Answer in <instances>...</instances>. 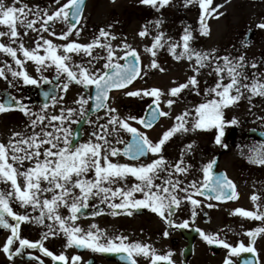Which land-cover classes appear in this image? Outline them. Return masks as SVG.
Instances as JSON below:
<instances>
[{
  "label": "snow or ice",
  "instance_id": "snow-or-ice-1",
  "mask_svg": "<svg viewBox=\"0 0 264 264\" xmlns=\"http://www.w3.org/2000/svg\"><path fill=\"white\" fill-rule=\"evenodd\" d=\"M56 2L59 3V0ZM185 2L190 4L193 0H185ZM197 2L201 10L200 32L207 35L209 33L207 18L213 13L217 16L221 15L218 9L222 5L213 6V0H197ZM17 3L20 7H16ZM141 3L163 7L169 4V0H141ZM83 5L84 0H67L49 14L46 8L41 9L38 5L34 8L30 7L23 3V0H12L11 5H7L6 0H0V26L7 29L0 30V38H7V42H0V53L11 57L16 66L13 68L11 64L5 62L4 66L0 67V78L8 81L12 86L21 81L24 85L33 86H39L41 82L52 84L53 81L42 73L54 67L58 81L54 89L66 92L69 83L74 82L89 90L86 96H81L75 101L79 109L61 108L59 115H48L49 103H44L40 112H32L27 104L11 94L8 96L7 104L0 102V113L15 108L23 111L25 115L35 117L30 119V134L13 132L7 144L0 142V184L5 185L4 188H0V228L10 230L11 233L2 250L10 259L13 255L22 254L25 249L39 250L44 256L50 257L54 264L55 262L68 264L67 255L54 254L44 245V240L62 233L66 238L65 247L74 246L99 253H116L121 260L127 261V264H138L136 259L138 256L148 259L149 264H175L171 251L160 254L147 243L129 241L124 235L108 236L95 224L85 230L76 221L83 214V210L90 206L94 208L91 213L93 216L102 214L104 208L90 203L99 198L100 203L106 204L111 209L112 215L120 214L117 210L132 215L133 210L147 208L158 214L170 227L183 229L190 226V221L183 220L176 223L173 219L176 210L183 202L191 204V217L194 221L197 215L196 209L202 204L197 196L216 201L237 199L235 183L226 173L214 171L215 159L203 164L199 169L202 179L193 177L188 181L186 177L193 166L186 164L184 157L186 153L194 151L193 144L185 145L180 159L175 163H169L162 154L163 146L176 133L215 129V143L227 148V143L222 139L225 136V128L227 125H237L238 121L235 118L226 120L224 109L242 98V89L249 91L251 95L264 96V80L260 79L264 73L254 72L251 83H244L250 79L245 71L249 62L244 55L221 58L213 55L214 50L213 53L197 51L190 44L193 39V29L186 27L180 42L168 46L169 52L175 59L187 58L191 61L194 58L196 73H199L206 64H210L213 59L222 60L223 63L217 62L215 65L214 71L218 79L214 87L204 90L206 99L192 109H186L177 115L176 123L163 133L158 142H153L145 132L133 127L129 121H136L144 128H151L158 117L168 116L169 113L160 107L163 95L161 89H137L125 93L132 97L153 98L147 105L144 116L121 117L115 108L109 107L106 103L111 90L126 88L140 75L141 61L136 49L124 43L122 46L124 55L117 58L124 62L119 63L114 62L116 52L111 44V40L116 37L104 28H101L99 35L86 44L69 41L58 45L53 40L39 35L49 32L58 39L67 40L75 31L76 36H79L81 29L77 26L82 18ZM37 23L39 28L35 27ZM57 23L65 26L59 34L54 30ZM156 23L159 24V21ZM18 25L24 29L23 32L18 30ZM256 27L264 29V22L257 24ZM28 30L38 33L32 48L26 47L23 40ZM148 34L147 28L139 33L141 37ZM163 36V33L156 35L151 47L146 48L145 51L155 57V49L163 47L166 43L163 41ZM95 48L103 49L106 56L93 55ZM178 48L181 49L179 52H177ZM81 53L90 57L86 63H76L73 60V54ZM101 59L105 61L103 70L92 67L94 61ZM27 61L35 63L36 71L40 73L39 78L28 73L25 67ZM257 66V62H251V67L257 68ZM151 67H158L155 59L152 60ZM8 73L11 74L12 80H9ZM61 77L64 79L62 80ZM225 79L228 83L223 82ZM197 85L196 76H191L186 83H178L172 87L169 95L178 96L189 87L199 95ZM233 92L235 94H232ZM43 95L46 100L51 101V106H55L58 100L63 99L62 96L57 97L49 91H45ZM89 100L93 101L92 112L106 110L107 122L97 123V130L91 133L92 138L77 143L76 131L66 124L79 123L78 120L73 119L77 114L81 120H87L89 124L93 123L87 119L89 110L85 108ZM165 103L171 108L175 101L168 99ZM99 119L98 117L97 120ZM45 120L48 121L47 124L44 123ZM54 121L58 123H53ZM38 126L39 131H36ZM122 130L130 134V140L125 141L119 136ZM109 136H114L115 139H109ZM120 144L124 145L123 148L116 146ZM149 153L155 157L150 162L129 164L114 162L111 159L123 155L130 160L141 161V158L147 157ZM248 159L251 163L264 165V142L251 150ZM25 162H28V166H25ZM164 173L166 175H162ZM180 175H184L185 179H180ZM129 177L134 178L135 182L129 184ZM158 180L160 183L156 182ZM49 193L50 196L46 195ZM136 193L141 194L139 198ZM251 199L256 210L236 208L233 212L241 217L261 222L260 226L243 233L249 238L247 245L243 241L233 245L228 242L226 236L221 238L219 233L196 229L209 245H221L228 250L229 255L224 260V264H235L231 257H240L242 253H250L252 258L243 259L241 264H259L255 241L259 235L264 234V205L258 203L260 198L256 194H253ZM13 202L24 208L25 212L14 211ZM62 207L67 209V215L61 214ZM28 208H32L33 211L38 210L39 215L36 217L28 215ZM45 220L51 223L45 225L47 231L42 234L40 240L31 241L21 237L22 222L44 224ZM164 235L168 236L169 232L165 231ZM17 241L19 246L15 247L13 252L12 247ZM29 256L36 259L39 264H43L39 257H32L31 253ZM80 260L79 255L71 257L72 264H78Z\"/></svg>",
  "mask_w": 264,
  "mask_h": 264
},
{
  "label": "rangeland",
  "instance_id": "rangeland-1",
  "mask_svg": "<svg viewBox=\"0 0 264 264\" xmlns=\"http://www.w3.org/2000/svg\"><path fill=\"white\" fill-rule=\"evenodd\" d=\"M66 2L67 0H59V3L56 0H23V3L30 7L34 8L38 5L41 9L46 8L49 14ZM217 4L222 5L218 9V12L222 14L217 16L213 13L212 16L207 18L206 22L209 26L207 35H203L200 32L201 10L197 0H193V3L190 4H186L185 0H169V4L163 7L145 5L141 3V0H88L80 24L77 26L81 29L79 36H76L75 31L68 36L67 40L58 39L57 36H52L49 32H43L39 35L53 40L58 45L69 41L86 44L91 42L93 37L98 36L99 30L104 28L116 37V39L111 40L112 47L116 52V56L113 58L114 62L122 61V59L117 58L124 55L122 50L124 43L136 49L141 61L139 77L127 89L111 93L107 105L115 108L121 117L129 115L139 117L143 115L147 105L151 103L153 98L132 97L125 95V93L137 89H161L163 95L161 96L160 107L163 111L168 112L169 115L162 116L159 122L148 131L142 130L138 122L129 121L133 127L145 132L153 142H158L163 133L176 123L175 117L177 115H180L186 109H192L206 99L204 90L214 87L218 79L214 71L215 65L217 62L223 63L222 60L216 61L213 59L210 64H206L205 67L200 69L199 73H196L194 71V58L191 61L187 58L175 59L169 52L168 46L172 43L180 42L186 27L193 29V39L190 44L197 51L213 53L214 50L213 55L221 58L224 56L234 58L244 55L249 62L245 71L250 78L244 83H251L254 72L264 73V61L254 60L251 56L249 45H243V38L247 31H250L253 26L256 27L257 24L264 22V0H213V6ZM18 7H20L19 3ZM157 21H159V24L156 23ZM109 25H111L110 28ZM35 27L39 28V23ZM64 27V25L57 23L54 26V30L59 34ZM145 28L148 29L149 34L141 37L139 33ZM0 30L6 31L7 29L0 26ZM18 30L24 31L19 25ZM263 31L261 30L262 33ZM159 33L164 34L163 41L166 43H164L163 47L155 49L156 56L153 57L145 49L151 47L154 37ZM37 36V32L28 30L27 35L23 37L25 46L34 47V41ZM0 42L3 41L0 40ZM15 46L13 45V47ZM180 50L178 48L177 52ZM41 54L43 53L41 52ZM97 54L106 56V52L100 48L93 49V55ZM18 56H20L19 53ZM20 58L23 59L22 56ZM89 59L90 57L83 53L80 55L73 54V60L76 63H86ZM153 59L156 60L158 67H151ZM253 61L257 62V68L251 67V62ZM104 63L103 59L94 61L92 67L103 70ZM25 67L29 74L39 78L40 73H37L34 62L27 61ZM42 74L47 76L48 79L57 76L54 67L44 70ZM194 75L198 80L199 95L191 87L184 89L178 96L169 95V90L172 87L178 83H186L189 77ZM61 79L63 80L64 77H61ZM260 79L264 80V76H261ZM223 82L228 83V80L225 79ZM32 88H34L33 85H24L22 81L18 83V89L22 91L21 94L25 93L24 99L27 98ZM88 91L85 93L83 86L74 82L69 83L67 91H59L57 95V97L62 96V100H58L55 106H51L50 101V107L47 109L48 115H59L61 108L79 109V105L75 101L79 100L81 96H86ZM242 92L243 96L238 102L224 109L226 120L230 121L235 118L238 121L237 125H227L225 128V136L222 139L227 143V148L215 143V129L176 133L163 146L162 154L167 161L175 163L180 159L181 151L185 145L193 144L194 151L186 153L184 159L186 164L193 166L190 172H195L196 178L199 176V169H201L203 164L212 160L216 154H220V168L227 170L231 177L239 176L236 169L237 166L243 162L246 163V160L251 155V150L259 147V143L254 141L249 135V131L253 127L252 121H258V125L264 122V96L251 95L245 89H242ZM232 94H235V92ZM24 99L21 100L26 104ZM168 99L175 101L171 108L165 103ZM88 107L89 103L85 105L86 109ZM36 110L40 112L39 108ZM1 117L0 142L7 144L14 132V126H5L4 118L6 115L2 114ZM98 117L100 118L99 121L97 120ZM73 119L79 120L80 117L77 114ZM90 120L93 123H86L82 132V139L78 143L86 142L92 138L91 133L97 130V123L104 124L107 122L106 110L103 109L102 112L91 117ZM47 122V120L44 121L45 124ZM53 123L58 122L54 121ZM75 124L70 123L66 124V126H70L73 129ZM119 136L125 141L128 139V133L123 130L120 131ZM109 139L114 140L115 137L109 136ZM116 146L121 148L123 144ZM154 158L151 154V159ZM25 166H28V162H25ZM162 175H166V173ZM246 185L249 187L248 193L259 191V188L252 183ZM46 195L50 196V193ZM37 214H39L38 210Z\"/></svg>",
  "mask_w": 264,
  "mask_h": 264
},
{
  "label": "flooded vegetation",
  "instance_id": "flooded-vegetation-1",
  "mask_svg": "<svg viewBox=\"0 0 264 264\" xmlns=\"http://www.w3.org/2000/svg\"><path fill=\"white\" fill-rule=\"evenodd\" d=\"M7 5L12 4V0H6ZM18 7V3L16 4ZM255 26L251 28L249 47L251 48V56L254 60L264 61V31ZM1 41L7 42V38H0ZM244 45V44H243ZM245 46V45H244ZM248 46V45H247ZM5 62L11 64L15 68V63L11 57L6 54L0 53V67H3ZM120 63V62H119ZM9 80H12L11 74L8 73ZM56 77V76H53ZM15 83V82H14ZM51 84H46V87L51 88ZM18 89V83L15 86L9 84L8 81L0 78V102L4 103L3 99L8 100L9 94L17 99H24V94ZM29 108L33 109L32 112H38L36 108H40L38 104L37 94L34 89L28 93L26 99H24ZM18 110L5 111L0 113L5 114L4 125L14 126V132H31L30 117L25 115L23 111L18 118ZM253 127L250 130V137L257 143L264 142V122L258 125V121H252ZM36 131H39V126ZM114 162L119 161L121 163L135 164L140 162H150L151 153L148 154L146 159L141 161H128L122 155L111 158ZM220 160V156H219ZM237 172L239 176L231 177L229 172L219 166L216 168V173H226L229 179H231L236 186L238 193L237 199H231L227 201L207 200L205 197L197 196L196 198L202 201L200 207L196 209L197 215L194 221L191 217L192 206L190 203L183 202L179 209L174 214V221L180 223L183 220H189L190 226L188 228H176L170 227L164 219L158 214L153 213L150 209L133 210L132 215L124 214L122 210H117L120 214L112 215L111 209L106 204L100 203L99 198L94 199L90 203L98 205L105 209L102 214L93 216L91 213L94 211L93 207H89L83 210V214L76 221V223L83 229L87 230L92 224L97 225L108 236L124 235L128 237L129 241H141L154 247L160 254L171 251L173 253L172 260L175 264H224V260L228 257V250L221 245H209L196 229H201L205 232L219 233L221 238L227 237L228 242L235 245L237 242L243 241L245 245L248 244L249 238L244 235L248 230L254 229L261 225L260 221L241 217L238 214H233L236 208H243L245 210L254 211L255 205L251 199L253 194L259 196L261 205H264V165H258L246 160V163H241L237 166ZM91 175V173H89ZM195 177V172H189L186 179L190 181ZM196 178V177H195ZM198 179H202V174L199 172ZM180 179L184 180L185 176L180 175ZM135 179L129 177L128 183H134ZM160 183V181H156ZM252 183L259 188V191L248 193L249 187L246 185ZM5 185L0 184V188H4ZM138 198L140 193L135 194ZM117 202H119L117 200ZM208 204H212V207H208ZM14 211L24 213L25 209L20 207L19 204L13 202ZM36 212V213H35ZM61 214L67 215V209L61 208ZM27 214L36 217L37 211H33L32 208L27 209ZM51 221L45 220L44 224L37 222H22L20 226V235L22 238H27L31 241L40 240L42 234L47 231L46 224ZM168 231L169 235L165 236L164 232ZM10 230L0 228V264H39V262L31 258L39 257L43 261V264H54L50 257L44 256L39 250L25 249L22 254L13 255L9 258L8 254H5L2 250L3 245L6 243ZM44 245L54 254L64 253L69 258L68 264H72L71 257L73 255H79L81 260L78 264H127V261L121 260L119 254L116 253H99L90 249H79L74 246L65 247L66 238L62 233L49 237L44 240ZM18 241L12 247L14 252L15 247H18ZM255 247L258 252L259 264H264V234L259 235L255 241ZM252 258L250 253H242L240 257L232 256L231 259L235 261V264H241L243 259ZM138 264H149V260L143 256L136 257ZM55 264H62V262H55Z\"/></svg>",
  "mask_w": 264,
  "mask_h": 264
},
{
  "label": "water",
  "instance_id": "water-1",
  "mask_svg": "<svg viewBox=\"0 0 264 264\" xmlns=\"http://www.w3.org/2000/svg\"><path fill=\"white\" fill-rule=\"evenodd\" d=\"M86 1L87 0H84V5H83V8H84V6H85V3H86ZM83 12V11H82ZM247 39H248V34L246 35V37H245V44L247 43ZM54 81H56V80H54ZM130 85V84H129ZM128 85V86H129ZM127 86V87H128ZM123 89H125V88H123ZM123 89H113V90H111L110 92H113V91H118V90H123ZM45 91H43L41 88H39L38 89V94H39V98H40V100H41V105H43L44 103H48V101L49 100H46L45 99V97H44V95H43V93H44ZM49 92H51V93H53L54 95L56 94V92L55 91H53V90H51V91H49ZM109 92V93H110ZM8 103V101H6V104ZM107 103V102H106ZM92 104H93V101L92 100H90V108H89V116H88V118L90 117V116H92V115H94V114H97V113H99L101 110H99V111H96V112H92L91 111V106H92ZM147 109V108H146ZM146 114V110H145V113H144V115ZM143 115V116H144ZM162 116H160V117H158V119L156 120V122L153 124V126L158 122V120L161 118ZM87 118V119H88ZM85 122H86V120H80L79 121V123H77L76 124V126H75V128H74V130L76 131V133H77V140H76V142H78L80 139H81V130H82V128H83V126H84V124H85ZM140 126L143 128V129H145V130H148V129H151V128H144L141 124H140ZM131 139V137L129 138V140ZM125 158H127V157H125ZM143 159H145V158H147V157H142ZM128 159V158H127ZM130 160V159H129ZM215 160H216V166H217V164H218V156H216V158H215ZM131 161H133V160H131ZM215 166V167H216ZM215 169V168H214Z\"/></svg>",
  "mask_w": 264,
  "mask_h": 264
}]
</instances>
